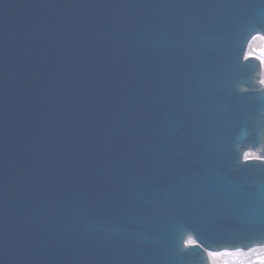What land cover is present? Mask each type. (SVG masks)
<instances>
[{"label":"water","instance_id":"1","mask_svg":"<svg viewBox=\"0 0 264 264\" xmlns=\"http://www.w3.org/2000/svg\"><path fill=\"white\" fill-rule=\"evenodd\" d=\"M257 34L264 0H0V264L262 248Z\"/></svg>","mask_w":264,"mask_h":264},{"label":"bare ground","instance_id":"2","mask_svg":"<svg viewBox=\"0 0 264 264\" xmlns=\"http://www.w3.org/2000/svg\"><path fill=\"white\" fill-rule=\"evenodd\" d=\"M262 50H264V37L261 34H257L248 43V47L245 53V59H248L253 56L259 59L261 62L260 56H261ZM250 53H251V56L249 55ZM262 66H263L262 76H263V81H264V63H262ZM244 155L245 157H243V159L245 161L261 159V157L258 156V154H256L252 150L246 151ZM246 155L249 156L250 158L246 159ZM250 250H254V251H250ZM250 250H241L242 254L239 255L238 257L237 256H216V257L210 256V258H211L212 264H225V261H228L229 264H233V262L235 261H243L245 262V264H247V262L258 260L262 255H264V246L262 248L258 247V248H254ZM224 251L236 252L237 250L231 249V250L210 251V252H224Z\"/></svg>","mask_w":264,"mask_h":264},{"label":"snow or ice","instance_id":"3","mask_svg":"<svg viewBox=\"0 0 264 264\" xmlns=\"http://www.w3.org/2000/svg\"><path fill=\"white\" fill-rule=\"evenodd\" d=\"M249 55L251 56V53ZM260 59H261V62L264 63V50H262V52H261ZM262 83H264V81H262ZM249 158L250 157L246 155V159H249ZM250 251H254V250H250ZM241 254H242L241 250H237L236 252H229V251L210 252L209 256H212V257H216V256H237L238 257ZM225 264H229V262L225 261ZM233 264H245V262L235 261V262H233ZM247 264H264V255H262L258 260L247 262Z\"/></svg>","mask_w":264,"mask_h":264}]
</instances>
